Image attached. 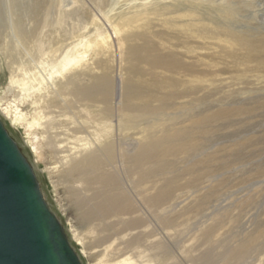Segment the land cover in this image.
I'll use <instances>...</instances> for the list:
<instances>
[{
	"label": "rangeland",
	"instance_id": "rangeland-1",
	"mask_svg": "<svg viewBox=\"0 0 264 264\" xmlns=\"http://www.w3.org/2000/svg\"><path fill=\"white\" fill-rule=\"evenodd\" d=\"M0 119L81 264H264V0H0Z\"/></svg>",
	"mask_w": 264,
	"mask_h": 264
},
{
	"label": "water",
	"instance_id": "water-1",
	"mask_svg": "<svg viewBox=\"0 0 264 264\" xmlns=\"http://www.w3.org/2000/svg\"><path fill=\"white\" fill-rule=\"evenodd\" d=\"M0 119V264H81L33 165Z\"/></svg>",
	"mask_w": 264,
	"mask_h": 264
},
{
	"label": "bare ground",
	"instance_id": "bare-ground-1",
	"mask_svg": "<svg viewBox=\"0 0 264 264\" xmlns=\"http://www.w3.org/2000/svg\"><path fill=\"white\" fill-rule=\"evenodd\" d=\"M39 5H40V3H38V7H39ZM20 6L22 7V5H20ZM79 59L80 60L77 61L78 63H79V61L84 62V59H81V58H79ZM65 61H66L65 62L66 65L65 64L63 65V70L67 69L68 64L70 63V59H66ZM25 74H27V73H25ZM25 74H23V75L25 76ZM37 80L38 79H36L35 77L34 78L26 77V81H25L24 77L23 78H17L16 75H13L10 77L11 84H13V86H15L16 88L19 89V91L21 92V95H22V91L24 93H26V92H32L34 90H38L39 87H37V86L42 82L37 81ZM70 82H72V81H70ZM73 84H74V82H72V85ZM101 84H102L101 79L96 77L95 81L90 85L84 84L82 86H77L74 89L75 90L74 96L78 100L79 99L85 100L86 98L87 99L94 98L96 100H100L103 98V97H101V96H103ZM19 99H20V97H19ZM15 109L17 111H19L17 107ZM50 110L51 109L49 108V111ZM43 115H46V114L44 113ZM46 118L47 117H45V116L42 117V119H41L42 121L40 120V122L38 120H36V118H33L34 120H33V122L30 123V125L42 126V128H43V126H45L43 129V133L45 132L48 134L49 128L51 127L49 124H52L51 123L52 119L51 118L46 119ZM22 119H23V116H22V114L19 113L16 116V121H18L19 123H22ZM30 125H28V126H30ZM65 135L68 136L69 134L65 133ZM74 136L75 135L67 137L66 139L62 140V146L61 147H63V149L61 151H74V155L68 154L67 155L68 158L66 157L67 158L66 162H64L65 165L67 166V167H65V172H67L69 175H72L75 180L82 181V183H84L85 186L90 187L95 181H94V178L93 179L90 178L89 174L93 173V171H95V168H96L95 166H98V160L95 159L94 157L88 156V153L83 152L81 149L82 148L81 145L78 146V144L76 142L77 139ZM70 139H72V140L68 141ZM69 144H71L70 149H68V146H67ZM108 147L109 146H107L105 148H107L106 150L109 152L110 148H108ZM114 205L115 204H113L111 200L105 199V201H101V202L96 203L92 209V212H96V214H98V211H102V212H105L104 215L109 216V215H112L113 213H116V209H115ZM163 247H164V245L160 244V245H158L157 248H159L160 250H164ZM120 264H137V262H135V259H133L131 257V258L123 259Z\"/></svg>",
	"mask_w": 264,
	"mask_h": 264
}]
</instances>
